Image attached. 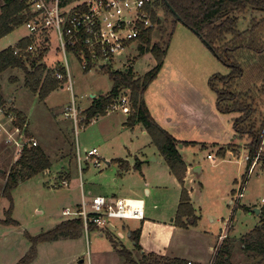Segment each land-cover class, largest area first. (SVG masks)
Wrapping results in <instances>:
<instances>
[{"label":"rangeland","instance_id":"374dc122","mask_svg":"<svg viewBox=\"0 0 264 264\" xmlns=\"http://www.w3.org/2000/svg\"><path fill=\"white\" fill-rule=\"evenodd\" d=\"M158 12L160 22L154 29L152 42H158L166 51L156 77L144 91L143 99L153 119L179 140L178 144H184L179 149L181 157L201 166V170H191L193 180L187 178L185 183L179 182L178 187L164 158L149 135L143 132L142 125H123L126 119L123 110L99 117L95 123L91 121L74 128L73 120L63 115V108L65 110L70 105L72 97L67 82L62 81L57 88L44 97H39L38 93L24 85L23 70L7 69L0 74V91L5 100L3 108L13 114L19 110L28 115L29 131L49 158L50 166L47 170L52 169L49 174L43 171L20 181L9 191L10 197L2 195L6 182L3 174L7 175L15 166V148L11 143H6L4 137L0 138V264H81V259L83 264H126L124 257L117 251L120 246L114 247L110 238L97 230L86 233L83 231V235L77 238L59 237L34 243L36 236L65 220L62 210L65 207L75 209V204L80 199L78 166L73 159L74 152L70 166L74 175L68 181V186H60L59 172L55 170L61 154L75 150L76 142L82 153L84 148L96 147L102 157L100 167L82 159L81 181L87 198L95 194L121 196L123 190L137 187V193L129 196L143 197L147 216L152 212V218L165 222H169L176 212V193L181 196L182 191L186 190L189 199L192 198L190 200L194 202L195 224H190L187 230L177 233H170L168 229L161 227L151 228L150 224L142 225L139 220L110 219L111 229L115 230L114 235L108 234L119 245L131 250L133 258L138 259L143 249L156 250L166 237L164 245L167 248L159 249V254L164 257L174 254L181 258L192 257L197 264H211L221 243L227 239L231 240L234 250L229 259L231 264H251L255 261V255L242 248L240 239L260 225L262 220L260 214L250 210L264 206V136L256 163L248 172L251 166H248L246 149H249V138L236 133L232 126V118L239 114L221 113L217 110L216 93L209 83L213 74H228L229 67L193 30L180 22L173 26L170 17L166 18L160 10ZM255 15H258V20L262 17L253 10H248L244 19L240 16L238 30L251 29L255 23L251 18ZM254 31L258 43L264 42V21ZM27 35L24 25L17 27L0 38V50L15 45ZM46 44L48 53L44 62L49 66L55 64V67L46 66V69L54 70L63 61L53 31L49 32ZM259 57L260 55L248 49H241L235 54L245 77L237 80L234 86L237 91H250L249 95L256 109L252 121L258 123L264 118V64L260 74L251 75L249 72L252 68L259 69L262 64L258 62ZM255 61L258 63H254ZM68 62L72 92L76 96V103L83 109L89 103L91 105V94L99 97L109 92L112 87L109 71L130 68L137 78L142 77L157 63L151 52L140 54L136 48L116 57L103 70L83 72L73 56L68 57ZM218 86L221 87L220 84ZM124 91L128 93L122 88L119 95ZM130 111L129 105L128 114ZM104 130L106 133H103ZM26 135L30 137L28 130ZM222 143L223 147L220 146ZM224 147L232 148V153L224 156L217 154L219 148ZM207 154L215 157V160L208 158ZM151 156L155 160H149ZM122 158L132 166V171L139 161L136 174L132 171V174L120 172L116 160ZM141 173L148 178L149 193L143 191L144 180H140ZM242 181L243 196L239 198L238 205H232L230 200ZM201 184L203 188L200 187ZM190 204L192 205L191 202ZM228 221L231 226L227 229V236L220 239L219 235ZM129 231L138 232L139 249L135 248L134 241L128 236ZM210 246H213L212 259L208 263Z\"/></svg>","mask_w":264,"mask_h":264},{"label":"trees","instance_id":"16d2710c","mask_svg":"<svg viewBox=\"0 0 264 264\" xmlns=\"http://www.w3.org/2000/svg\"><path fill=\"white\" fill-rule=\"evenodd\" d=\"M74 1L76 0H60V3L65 6ZM155 6L157 9L152 13V16L157 24L160 22L158 12L160 10L164 12L166 18H171L173 26L180 22L193 30L203 40L204 44L229 67L228 74H213L209 83L216 93L217 110L221 113L239 114L232 118V126L236 133L247 135L249 138L247 160L249 166L263 140L264 118L259 123L252 121V115L256 109L253 106L252 97L249 95L250 91L234 89L236 81L245 77V72L236 60L235 54L241 49H248L260 55L258 62L262 63L261 66L259 69L252 68L249 72L251 75L260 74L264 64V42L258 43L254 29L264 21V0H156ZM248 10L256 11L262 17L258 20V15H255L251 18L252 21H255L251 29L239 31L237 26L240 16L244 19ZM31 16L32 14L28 10V0H0V38L21 26ZM154 31L150 29L142 34L140 43L137 45V51L140 54L151 52L157 61L156 65L142 77L137 78L134 77L130 68L123 71H109V77L112 80L111 89L104 96L93 98L91 105L82 111L83 118L80 124H88L94 118L106 115V107L122 93L121 90L124 88L128 93L124 91L123 94L129 95L131 110L125 125L132 127L135 123H140L143 126L170 171L182 183L186 166L177 147L180 141L153 119L143 99L144 91L156 77L166 51V48H163L158 42H152ZM29 43L31 40L26 36L15 45L0 50V74L7 69L23 70L25 72L24 85L32 92L38 93L39 97H44L48 92L57 88L61 81L56 79L54 70L46 69V63L43 62L48 52L46 43L35 54L24 51L21 52V55L14 53V47L25 48ZM258 62L255 61L254 63ZM106 68L103 67L101 70ZM0 105H5L1 91ZM15 114L16 119L13 121V125L21 126L26 118L21 111L16 110ZM116 161L120 163L122 168H128L125 160L117 159ZM49 166V158L42 147L39 145L23 146L19 158L15 161V166L7 175L3 174L6 177V182L2 195L10 197L9 191L20 181L46 171ZM135 167L139 168V161L136 162ZM259 214L262 217L260 225L240 239L242 248L255 255L253 258L255 261L251 264H264V206L260 208ZM194 216L190 199L186 190H183L175 222L177 225L185 227L195 223L196 217ZM83 228V221L80 217L68 218L56 224L52 229L36 236L34 243L42 240H55L59 237L77 238L81 236ZM94 229V225L91 224L89 230ZM138 237L137 231H131L130 238L134 241L137 249H139ZM109 238L114 247L120 246L117 251L124 257L126 264H187L183 258H170L153 253L141 254L138 259H135L131 250L119 245L112 236ZM32 251L34 252L33 249ZM229 259L230 248L228 244L222 242L212 264H231Z\"/></svg>","mask_w":264,"mask_h":264},{"label":"built area","instance_id":"2783aa9c","mask_svg":"<svg viewBox=\"0 0 264 264\" xmlns=\"http://www.w3.org/2000/svg\"><path fill=\"white\" fill-rule=\"evenodd\" d=\"M155 1L76 0L63 6L60 0H28V10L32 16L23 25L27 29V37L31 43L25 48L14 47V53L21 55L24 51L35 54L48 40L49 32H54L63 61L60 67L54 69V75L61 82L68 83L72 97L70 105L65 108L63 114L73 120L74 128L81 125L83 118L81 113L84 109L76 103V96L72 92L68 57L73 56L81 71L86 72L109 67L116 57L137 49L142 34L157 27V22L152 16L157 9ZM125 106H129V95H118L106 107L105 113L109 114ZM3 107L0 105V132L4 134L5 142L14 146L16 161L23 146L37 145V142L26 135L27 121H24L21 126L13 125L16 114L12 111L8 112ZM77 155L78 162L79 159L81 161L84 159L96 167L101 165V159L95 147L84 148L83 153L79 151ZM257 155L258 153L252 159L248 172L253 169ZM207 157L213 158L210 154ZM81 167L79 163L80 171ZM59 184L68 186V181L64 178L59 181ZM243 193L242 181L235 196L230 200L231 204L238 205V200ZM62 214L68 218L80 217L85 231H88L93 224L97 231L104 232L111 229L110 219L142 220L145 216V207L142 198L95 194L87 200H82L77 209L65 208ZM229 225V221L225 222L224 229L219 235L220 239L227 236ZM187 264L192 263L188 261Z\"/></svg>","mask_w":264,"mask_h":264},{"label":"crops","instance_id":"0c3cea01","mask_svg":"<svg viewBox=\"0 0 264 264\" xmlns=\"http://www.w3.org/2000/svg\"><path fill=\"white\" fill-rule=\"evenodd\" d=\"M23 25V24H22ZM14 31V30H13ZM3 49V48H2ZM48 53V52H47ZM46 53V54H47ZM47 56V55H46ZM44 62V61H43ZM56 62H58V61H56ZM55 65V64H54ZM54 65H52V66H54ZM46 66H49V65H47L46 64ZM52 66H49V67H51L52 68ZM91 97V96H90ZM92 98V97H91ZM90 105V103L88 104V106ZM65 106H67V105H64V107ZM87 106V107H88ZM121 110H123L124 112H125V115H126V119H127V117H128V110H129V106H125L124 108H121V109H119V110H117V111H114V112H111V113H109V114H106V115H104V116H107V115H111V114H114V113H116V112H118V111H121ZM19 111V110H18ZM63 111H64V108H63ZM23 113V112H22ZM24 114V113H23ZM64 115V114H63ZM24 116H25V118H26V121H27V123H28V125H27V130H28V132H29V135H30V137L29 138H32V139H34V140H36V141H38L34 136H33V134L29 131V122H28V119H27V117H28V115H26V114H24ZM104 116H98V117H96V118H94L93 120H92V122H96V120H97V118H99V117H104ZM126 119H125V121H126ZM125 121H123V125L125 126ZM69 122H71V121H69ZM73 124V123H72ZM127 126V125H126ZM142 127V129H143V132L144 133H146L147 134V132L144 130V128H143V126H141ZM103 133H106V130H104L103 131ZM0 138L1 137H4V134L2 133V132H0ZM150 137V136H149ZM234 137V136H233ZM151 139V138H150ZM234 140H236L235 138H234ZM232 141V140H231ZM230 141V142H231ZM182 146L181 147H178V150L179 149H181L183 146H184V144L183 143H180ZM222 145H224V143H222L220 146H222ZM223 147V146H222ZM96 148V147H95ZM87 149V148H86ZM97 149V148H96ZM226 149V150H225ZM247 149V151H248V153H249V149H248V147L246 148ZM81 152V150H80V148H79V146H78V144H77V142H76V146H75V150H70V151H68V152H66V153H62L61 154V156H60V161H57V162H59V163H57L56 164V168H55V170L57 171V172H59L58 173V177H59V181L61 180V179H67V181H71L72 179H73V172H72V170H71V168H70V166H71V162H72V159H71V156H72V154H73V152H74V154H75V156H74V160L76 161V163H77V166H78V177H79V187H80V199H79V201H77L76 202V204H75V209H77L79 206H80V203H81V201L82 200H87V199H89V198H87L86 197V195H85V190H84V183L82 184V181H81V174H82V170H83V168H82V170L80 171L79 170V163H80V165H81V159H79V162H78V158H77V154L79 153V151ZM225 150V151H224ZM180 152V151H179ZM97 153H98V149H97ZM232 153V148H228V147H224V148H219V151L217 152V154H219V155H221V156H224L225 154H231ZM208 155V154H207ZM80 156V155H79ZM98 156L100 157V159H102V157L98 154ZM13 158H14V162H15V155H13ZM123 159V158H122ZM155 160V158L153 157V156H151L150 158H149V160ZM183 159V161H184V163H185V166H186V170H185V175H184V178H183V182L185 183V181H186V179L187 178H189V180L191 181V180H193V176H191L192 174H191V170H193V171H196V172H198V171H200L201 170V166H196L195 164H192V163H190L189 161H187L184 157L182 158ZM213 160H215V157H213L212 158ZM123 160H125V159H123ZM126 162H127V160H125ZM61 162V163H60ZM118 163V168H119V170H120V172L121 173H125V174H132V173H135V171H137L136 170V167H133V169H134V171H132V169H131V167L132 166H129V163L127 162V164H128V168L127 169H124V168H122L121 167V165H120V163L119 162H117ZM213 163L215 164V162L213 161ZM108 164H109V162H108ZM136 164V163H135ZM166 164V163H165ZM166 167H167V169H168V171H169V173H171L172 175H173V180H174V182H176V184H177V186L179 187L180 186V183H179V181H178V179L176 178V176L170 171V169H169V167H168V165L166 164ZM51 169H52V167L49 169V170H46V172H48V174L49 173H51ZM138 169V168H137ZM131 171H132V173H131ZM141 172V171H140ZM65 173V174H64ZM136 174V173H135ZM128 176H130V175H128ZM190 176H191V178H190ZM148 178H147V176L144 174L143 175V173H141V177H140V180H141V182H142V180H144V188H143V191L145 192V193H149L150 192V188L147 186V180ZM236 181V183H237V180H235ZM68 185H69V182H68ZM201 188H203V184H201V186H200ZM130 189H132V190H128V191H125V190H123V195H121L122 197H134V196H129L130 194H135V193H137L136 191H138V188L137 187H134V188H130ZM157 189V188H156ZM192 189V188H191ZM232 189V188H231ZM232 191V190H231ZM234 191V190H233ZM90 197V196H89ZM180 197L181 196H178V194L176 193V196H175V201H176V212H174L173 214V216L170 218V221L169 222H165V221H162L161 219H159V220H156L155 218H152L151 216H153L154 214L152 213V212H149V214H148V216H147V213H146V210H145V216H144V218L142 219V220H139V221H141L142 222V225L143 224H150L152 227L151 228H157V227H161V228H166V229H168L169 230V232L170 233H177V232H181V231H184V230H187L188 228L187 227H190L189 225H187V226H185V227H182V226H179V225H177L176 224V222H175V219H176V214H177V211H178V207H179V204H180ZM136 198H142L143 199V197H136ZM190 199H192V198H190ZM143 201H144V199H143ZM190 202L192 203V205H193V208H194V211H195V213H196V207L194 206V202L193 201H191L190 200ZM145 203V202H144ZM77 207V208H76ZM65 208H68V207H65ZM64 208V209H65ZM63 209V210H64ZM70 209V208H69ZM250 212H253V208L250 210ZM161 214V213H160ZM63 215V214H62ZM64 216V215H63ZM66 217V216H65ZM66 219H68V217H66ZM154 219V220H153ZM64 220V219H63ZM153 220V221H152ZM62 221V220H61ZM152 221V222H151ZM195 224V223H194ZM121 225V224H120ZM122 226V225H121ZM195 227V226H194ZM256 227V226H255ZM123 228H124V226H123ZM128 229V228H127ZM94 230H96V229H94ZM115 230V229H114ZM114 230H112V229H110V230H108V231H105V232H100V234L102 235V234H106L108 237L109 236H111L110 234H108V233H112L113 235H114ZM83 231L86 233L87 231H85L84 230V228H83ZM89 231V230H88ZM250 232V231H249ZM130 233H131V231H129V233H128V236L130 237ZM248 233V232H247ZM246 233V234H247ZM180 234V233H179ZM231 234V233H230ZM81 235H83V232H82V234ZM141 235V234H140ZM245 235V234H244ZM167 236V235H166ZM165 239H166V237H165ZM165 239L163 240V242L165 243ZM218 239V238H217ZM139 240H140V238H139ZM217 241V240H216ZM164 243L163 244H158V246H157V249L156 250H150V251H148L147 249H143V251L138 255L139 257L141 256V254H147V253H153V254H156V255H160L159 253L161 252V250H159L161 247H164V249H166L167 247L164 245ZM226 244H228V246H229V248H230V256L234 253V250H233V248H232V245H231V240L229 241V240H227L226 239V242H225ZM215 245V244H214ZM213 245V246H214ZM213 246H210V248H209V250H210V256H209V260H208V263H209V261L212 259V252H211V250H212V248H213ZM152 248V247H151ZM208 250V251H209ZM161 256V255H160ZM163 256V255H162ZM170 258H175V257H178V255H174V254H171L170 256H169ZM178 258H181V257H178ZM183 259H185L187 262L189 261V262H194L195 264H197L193 259H192V257H186V258H183ZM79 263H81V264H83V259H81L80 260V262Z\"/></svg>","mask_w":264,"mask_h":264},{"label":"water","instance_id":"95a60500","mask_svg":"<svg viewBox=\"0 0 264 264\" xmlns=\"http://www.w3.org/2000/svg\"><path fill=\"white\" fill-rule=\"evenodd\" d=\"M90 96H91L92 98L95 97L94 94H91ZM181 146H182L181 144H178V147H181ZM253 212L259 214V212H260V208H258V207L253 208Z\"/></svg>","mask_w":264,"mask_h":264}]
</instances>
